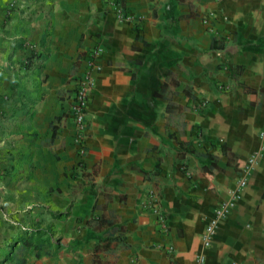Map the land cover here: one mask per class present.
I'll use <instances>...</instances> for the list:
<instances>
[{"label":"crops","instance_id":"crops-1","mask_svg":"<svg viewBox=\"0 0 264 264\" xmlns=\"http://www.w3.org/2000/svg\"><path fill=\"white\" fill-rule=\"evenodd\" d=\"M123 9L0 0V264H264V0ZM97 46L80 155L69 108Z\"/></svg>","mask_w":264,"mask_h":264},{"label":"built area","instance_id":"built-area-1","mask_svg":"<svg viewBox=\"0 0 264 264\" xmlns=\"http://www.w3.org/2000/svg\"><path fill=\"white\" fill-rule=\"evenodd\" d=\"M124 0H104L107 7L115 13L118 19H126L123 9ZM101 54V47L97 46L90 54L87 61L86 69L84 70L81 77L77 80L73 89V98L69 108V115L74 124V140L77 144L78 152L80 155L85 154V140L87 137V110L89 98L94 86V73L101 71L102 64L98 61ZM252 161V158L249 162ZM248 169L247 167L245 168ZM245 178H243L244 181ZM149 198L151 201L156 202L157 194L156 191L152 190L149 192ZM236 196L229 199L223 200L214 209L212 217L208 220L205 225L204 232L201 235V241L204 248H209L213 236L215 234L218 221L220 217L229 213L235 204ZM155 202L153 203V212L157 215V220L161 226L163 232L166 231L165 226V215L156 207ZM205 258L203 255L196 256V264H204Z\"/></svg>","mask_w":264,"mask_h":264},{"label":"trees","instance_id":"trees-1","mask_svg":"<svg viewBox=\"0 0 264 264\" xmlns=\"http://www.w3.org/2000/svg\"><path fill=\"white\" fill-rule=\"evenodd\" d=\"M214 166H215V164L212 163V165H210L209 167H204V171L207 173H211Z\"/></svg>","mask_w":264,"mask_h":264}]
</instances>
